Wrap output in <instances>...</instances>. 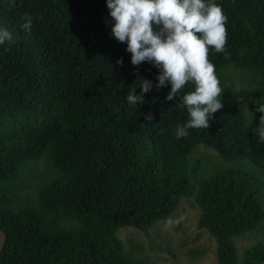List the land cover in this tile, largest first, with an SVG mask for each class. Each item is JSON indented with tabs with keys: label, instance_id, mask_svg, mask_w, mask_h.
Listing matches in <instances>:
<instances>
[{
	"label": "trees",
	"instance_id": "trees-1",
	"mask_svg": "<svg viewBox=\"0 0 264 264\" xmlns=\"http://www.w3.org/2000/svg\"><path fill=\"white\" fill-rule=\"evenodd\" d=\"M216 3L228 51L210 47L208 58L223 107L178 139L188 119L178 105L195 86L171 101L170 84L153 87L128 104L158 69L131 64L106 0H0V27L14 38L0 46V264H147L118 230L148 231L183 197L194 198L219 264H264V143L251 131L264 102V0ZM198 145L218 160L195 158ZM248 233L261 238L239 255L235 239Z\"/></svg>",
	"mask_w": 264,
	"mask_h": 264
},
{
	"label": "clouds",
	"instance_id": "clouds-1",
	"mask_svg": "<svg viewBox=\"0 0 264 264\" xmlns=\"http://www.w3.org/2000/svg\"><path fill=\"white\" fill-rule=\"evenodd\" d=\"M106 6L112 18L111 35L127 43L131 64L147 62L158 69L157 83L142 78L140 93L131 87L127 103L143 104L144 95L153 87L159 91L168 84L171 90L165 99L171 101L192 83L194 90L185 93L178 105L186 108L188 119L177 125L175 136L179 139L187 137L189 129L209 128L213 114L223 107L221 81L208 58L210 47L215 53L227 55L228 18L222 7L216 0H106ZM20 19L21 28L30 34L34 17L25 12ZM6 43H14L13 34L0 27V46ZM117 64H123L122 58ZM254 104V111L261 115L251 131L264 143V102ZM145 119L151 122V113Z\"/></svg>",
	"mask_w": 264,
	"mask_h": 264
},
{
	"label": "rangeland",
	"instance_id": "rangeland-1",
	"mask_svg": "<svg viewBox=\"0 0 264 264\" xmlns=\"http://www.w3.org/2000/svg\"><path fill=\"white\" fill-rule=\"evenodd\" d=\"M241 97L238 96V100ZM196 158H217L211 148L198 145L193 153ZM199 209L194 198H181L176 210L143 232L133 227H122L117 235L124 242V250L132 257L147 264H219L215 256V240L197 225ZM261 238L248 233L235 239L239 255L244 246ZM3 234L0 231V246Z\"/></svg>",
	"mask_w": 264,
	"mask_h": 264
}]
</instances>
